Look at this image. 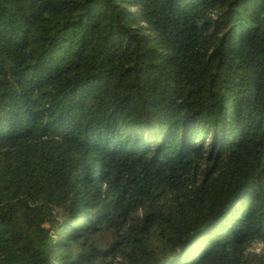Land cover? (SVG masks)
I'll use <instances>...</instances> for the list:
<instances>
[{
  "label": "trees",
  "instance_id": "16d2710c",
  "mask_svg": "<svg viewBox=\"0 0 264 264\" xmlns=\"http://www.w3.org/2000/svg\"><path fill=\"white\" fill-rule=\"evenodd\" d=\"M0 264H264V0H0Z\"/></svg>",
  "mask_w": 264,
  "mask_h": 264
},
{
  "label": "rangeland",
  "instance_id": "374dc122",
  "mask_svg": "<svg viewBox=\"0 0 264 264\" xmlns=\"http://www.w3.org/2000/svg\"><path fill=\"white\" fill-rule=\"evenodd\" d=\"M206 143H207V141H206Z\"/></svg>",
  "mask_w": 264,
  "mask_h": 264
}]
</instances>
